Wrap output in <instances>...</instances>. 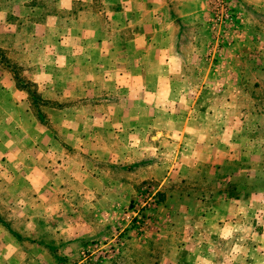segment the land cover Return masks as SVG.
<instances>
[{
    "label": "rangeland",
    "instance_id": "obj_1",
    "mask_svg": "<svg viewBox=\"0 0 264 264\" xmlns=\"http://www.w3.org/2000/svg\"><path fill=\"white\" fill-rule=\"evenodd\" d=\"M230 1L235 13L230 26L222 31L217 28V31L211 18L208 21L207 61L216 67L228 63L240 70L221 71L231 73L235 85L217 91L213 100L218 110H223L226 102H232L234 112L251 113L245 121L235 119V126L249 125L255 142L258 139L264 143L261 134L264 133V39L258 42L243 36L232 39L235 33L239 36L243 31H263L264 0H252L250 4L262 17L259 22L251 19L248 24L240 21L236 0ZM110 2L0 0V264H159L161 254L165 253V249H161L163 240L158 241L152 235L166 230L168 221L165 219L173 211L168 205L167 185L161 177H165L164 170L168 173L169 169L148 170V165L171 166L178 153L173 149L177 147L167 143L162 152L152 155L154 151L149 153L151 144L145 145L136 139L130 142L129 137L125 141V135L87 133L89 126L105 130L108 127L105 124L110 123L107 117L114 109L123 110L125 105L114 100L112 92L104 88L102 76L94 69L98 60L95 47L84 54L76 45L82 36L95 35L96 38L102 25L112 34L114 24L99 22L97 15L98 10L113 7ZM63 36L75 46L74 70L53 65L57 51L58 57H63L59 64L65 66L70 58L66 57L69 55L64 53V48H60L65 41ZM218 40L220 47L216 49ZM229 49L241 56H226ZM87 59L89 65L84 63ZM18 80L29 83L32 90L50 102L41 107L48 117L47 125L34 115L31 96L19 87ZM240 81L243 85H236ZM56 85L61 93L53 88ZM124 90L122 94L127 93ZM205 94L208 99L212 95L209 91ZM85 98L93 101H83ZM208 99L197 104L196 109L201 113L209 111L211 106L215 108ZM129 105L132 110L143 108L141 104L136 105L137 109L133 103ZM191 106L180 100L172 105L174 110L180 111ZM116 140H122L119 147ZM256 154L259 158L264 156V145ZM130 158H135L133 170L118 165ZM254 166L264 167L260 160ZM208 170V167H200L197 177ZM261 176L259 171L256 177ZM251 180V184L244 182L245 187L255 186V194H264V186L258 188L254 178ZM193 183L189 184V191L202 185ZM153 194L156 198L149 199ZM160 195L162 198L164 195V201H157ZM260 203H264V199ZM138 212L143 214V229L135 225ZM173 212L176 214L172 213L171 218L182 223L179 212ZM260 216L261 213L249 214L247 223L254 224ZM1 220L12 229H7ZM210 231L213 229L204 230L203 242L198 244L203 245L201 255H208L204 257L206 260L214 255L209 243L215 241V235ZM12 232L19 233L23 239H17ZM174 233L165 238L171 246L169 252L184 256L181 247L175 244L180 235ZM245 234L253 236L250 230ZM231 237L225 240L227 245L221 244L220 252L232 249L230 244L236 242L233 240L236 237ZM253 237L257 244V236ZM236 252L241 249L238 247ZM220 255L225 257L223 253ZM228 258L201 264H229ZM234 261V264H242ZM247 264H264V261L251 259Z\"/></svg>",
    "mask_w": 264,
    "mask_h": 264
},
{
    "label": "crops",
    "instance_id": "obj_2",
    "mask_svg": "<svg viewBox=\"0 0 264 264\" xmlns=\"http://www.w3.org/2000/svg\"><path fill=\"white\" fill-rule=\"evenodd\" d=\"M110 1L113 7L108 10L104 7L98 10L97 15L100 17L99 22L103 20V24H114L112 34L109 35V31L102 25L96 38L95 35L90 38L82 36L76 45L83 49L81 53L84 54L91 51L90 47H95L98 60L94 69L102 76L104 88L112 92L114 100L125 105L123 110L114 109L107 117L108 120L105 119L110 122L105 124L108 125L105 130L89 126L87 133L93 136L98 133H112L118 137L125 135V141L129 137L130 142L136 139L142 144H151L149 153L154 151L152 155L162 152L167 143L177 147L173 149L178 153L174 162L171 161V166L159 163L148 165V170L169 169L168 173L164 170L165 177L161 176L168 189V205L183 218L182 223L176 222L175 218H171L176 213L171 211L168 219H165L168 221L166 230L152 235L158 241L163 240L161 249H165V253L161 254L159 264L214 263L219 261L217 258L227 256L229 264H234V260L242 264H247L251 259L264 261V203H260L264 194H255V186L249 185L251 188H246L244 185L246 181L251 184V178H254L258 188L264 186V167H253L259 160L264 165V156L259 158L256 154V151H262L264 143L258 139L255 142L249 125L243 124L241 128L235 126V119L245 121L251 113L234 112L232 102H226L227 106L218 110L217 102L215 105L213 100L217 91H224V88L235 85L231 73L227 75L221 71L240 70L238 66H229L228 63L216 67L207 61V44L210 40L208 21L211 18L213 0ZM235 2L240 21L248 24L252 20H261L259 10L250 4L254 1ZM244 33L245 31L239 36L235 33L232 39L241 36L256 42L264 39V29ZM63 37L65 41L61 45L57 42V46L64 48V53L69 55L66 57L70 58L65 66L59 64L63 57H58L57 51L55 63L52 64L55 68L70 71L77 53L74 52L75 46L70 39ZM232 51L227 50L226 56H238V53L233 54ZM86 62L87 65L90 64L88 59L84 63ZM236 85L243 83L240 81ZM53 88L58 92L60 87L56 85ZM124 89L127 90L126 94L121 93ZM208 91L213 95L209 99L205 94ZM138 94L140 97H135ZM227 97L226 100H229ZM205 99H208L210 106L214 103L215 108L211 106L209 111L201 113L196 106ZM91 100L85 98L83 101ZM179 100L181 103H191V108L174 110L172 105ZM59 101L63 102L57 100L58 103ZM129 103L134 104V109H137V104H141L143 108L132 110ZM96 122L99 123L98 120ZM116 141H119V147L122 140ZM134 159L119 162L118 165L124 169L128 166L129 170H133ZM166 159L168 160L167 157ZM140 166L143 168L141 164ZM200 167H208L209 170L197 177ZM255 171L258 174L259 171L262 172V176L256 177ZM261 181L263 184H260ZM193 182L202 185L197 190L189 191L188 186ZM251 213L252 216L261 213V220H255L254 224L247 223V216ZM210 229H213L210 232L215 235V241H209L210 247L214 249V258L206 260L204 257L208 255H201L203 245L198 244L203 242L204 230ZM249 230L253 232V236H257V244H254L256 238L245 234ZM172 232L180 235L175 244L181 247L184 256L169 252L171 246L165 238L167 235L171 236ZM231 235V239L236 237L233 239L236 242L230 244L232 249L220 252L221 244L227 245L225 240ZM238 247L241 252L235 253Z\"/></svg>",
    "mask_w": 264,
    "mask_h": 264
},
{
    "label": "built area",
    "instance_id": "obj_3",
    "mask_svg": "<svg viewBox=\"0 0 264 264\" xmlns=\"http://www.w3.org/2000/svg\"><path fill=\"white\" fill-rule=\"evenodd\" d=\"M232 6L233 5L230 0H213L211 8V22L213 23L214 30H217L218 28L222 31L224 28H227L232 24V22L235 20V13ZM219 40L215 46L216 49L220 47ZM148 197L151 200L155 199L156 194H153L152 196ZM144 205H148V201H146V204ZM136 217L138 219L135 223L136 227L138 229H143L144 223L142 212L136 213Z\"/></svg>",
    "mask_w": 264,
    "mask_h": 264
},
{
    "label": "trees",
    "instance_id": "obj_4",
    "mask_svg": "<svg viewBox=\"0 0 264 264\" xmlns=\"http://www.w3.org/2000/svg\"><path fill=\"white\" fill-rule=\"evenodd\" d=\"M1 57H3L2 55H1ZM18 82H19V87L22 89V90H24V91H26V92H28V94L31 96V102H32V108H33V113H34V115L36 116V118L41 122V123H43L44 125H47L48 124V122H47V116H46V114H44L43 113V110H41V107H45L46 106V104H50V102L49 101H47V100H44L43 98H42V96H39V94H37L36 92H35V90H32L31 89V87L29 86V83L27 84V83H24V82H22V81H20V80H18ZM49 121V120H48ZM161 197H159V199H157V201L159 200V202H161L162 200L164 201V195H163V198H162V195H160ZM2 221V220H1ZM3 222V221H2ZM3 224H4V226L7 228V229H12V228H10V226H9V224H7L6 222L4 223L3 222ZM13 233V235L17 238V239H19V240H21V239H23L22 238V236L19 234V233H17V232H12ZM84 264V263H83Z\"/></svg>",
    "mask_w": 264,
    "mask_h": 264
}]
</instances>
